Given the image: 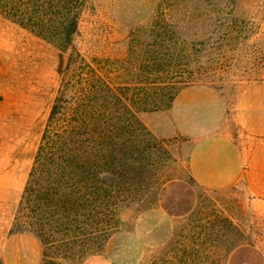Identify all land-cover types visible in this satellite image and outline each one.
I'll list each match as a JSON object with an SVG mask.
<instances>
[{
  "label": "rangeland",
  "instance_id": "374dc122",
  "mask_svg": "<svg viewBox=\"0 0 264 264\" xmlns=\"http://www.w3.org/2000/svg\"><path fill=\"white\" fill-rule=\"evenodd\" d=\"M79 4L76 49L133 59L160 34L199 39L219 20L215 9H235L226 21L241 29L237 67L183 88L169 107L138 113L160 155L158 165L136 166L145 182L100 199L95 215L70 205L36 214L22 199L72 49L0 11V264L17 254L6 252L14 234L36 239L31 264H80L96 254L118 264H264V0ZM202 10L211 11L197 18ZM194 156L196 173L213 184L196 180Z\"/></svg>",
  "mask_w": 264,
  "mask_h": 264
},
{
  "label": "trees",
  "instance_id": "16d2710c",
  "mask_svg": "<svg viewBox=\"0 0 264 264\" xmlns=\"http://www.w3.org/2000/svg\"><path fill=\"white\" fill-rule=\"evenodd\" d=\"M80 7L79 0H0L2 14L72 49L22 199V209L36 214L70 205L95 215L100 199L130 191L136 178L145 182L136 166L158 165L160 155L138 113L169 107L180 90L220 79L239 60L233 43L241 29L226 21L235 9H215L219 20L199 39L160 34L133 59L76 49Z\"/></svg>",
  "mask_w": 264,
  "mask_h": 264
},
{
  "label": "crops",
  "instance_id": "0c3cea01",
  "mask_svg": "<svg viewBox=\"0 0 264 264\" xmlns=\"http://www.w3.org/2000/svg\"><path fill=\"white\" fill-rule=\"evenodd\" d=\"M195 156L192 159V167L195 166ZM212 168L215 164L212 162ZM235 166L237 168L242 169V162L239 160L235 161ZM195 178L202 184H213L212 181L204 180V178L200 177L196 173V169L193 167ZM6 252L15 251L17 254L11 256V258L7 259L8 264H31L33 261V257H35L36 253L39 250L38 243L35 238H33L30 234H14L11 235L8 239V243L6 245ZM5 252V253H6ZM34 253V254H33ZM34 255V256H33ZM80 264H118L110 255L108 254H96L92 255L86 259H84Z\"/></svg>",
  "mask_w": 264,
  "mask_h": 264
}]
</instances>
